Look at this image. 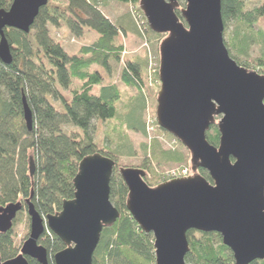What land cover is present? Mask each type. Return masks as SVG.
<instances>
[{
    "label": "water",
    "instance_id": "1",
    "mask_svg": "<svg viewBox=\"0 0 264 264\" xmlns=\"http://www.w3.org/2000/svg\"><path fill=\"white\" fill-rule=\"evenodd\" d=\"M49 0H11L0 8V62L12 61L6 29L28 34ZM139 0L149 30L164 39L159 48L156 100L158 127L190 153L191 171L200 175L173 179L154 188L137 168H118L127 189L126 210L138 228L153 237L155 264H186L187 234L214 233L234 264L264 261V75L231 59L224 44L221 0ZM28 131L32 113L22 100ZM218 119V120H216ZM216 126L218 145L206 134ZM114 160L100 153L84 157L72 180L74 196L54 215L42 217L25 200L28 238L19 254L0 264H92L104 228L120 218L110 201ZM30 174L33 164L29 163ZM19 201L0 205V234L12 229ZM45 229L64 249L52 257L39 244Z\"/></svg>",
    "mask_w": 264,
    "mask_h": 264
},
{
    "label": "trees",
    "instance_id": "2",
    "mask_svg": "<svg viewBox=\"0 0 264 264\" xmlns=\"http://www.w3.org/2000/svg\"><path fill=\"white\" fill-rule=\"evenodd\" d=\"M64 1L65 4L49 0L40 9L28 34L6 29L12 61L9 64L0 62V205L30 200L42 217L58 213L62 203L73 198L72 180L84 157L95 153L114 161L119 155L133 157L134 150L128 136L119 132L118 126L116 131L123 142L108 151L99 148L91 137L92 123L120 120L122 114L118 115V104L125 101L123 109H127V113L138 110V116L139 111L141 114L138 122L137 113H133L134 122H128L127 129L145 138L144 91H149L148 84L159 89L157 69L152 74L148 72V76L155 79L153 82L146 80L147 75L143 76L148 63L146 56L126 62L120 74L123 89L102 76L99 68L108 71L109 61L120 60L123 53L121 45H114L122 28L111 23L102 13L100 8L105 0ZM115 1L135 7L139 3V0ZM10 4L11 0H0L1 9L7 10ZM180 8L176 10L179 18ZM221 15L224 28L228 29V23L234 28L227 35L225 44L237 55L229 54L231 59L240 67L264 75V30L261 29L264 22L260 25L264 19V0L259 5H250L246 0H221ZM49 28H66L75 38H81L84 30H91L99 37L91 45L81 47L78 54L69 55L54 41ZM250 29L256 33L253 35ZM252 46L259 48L261 54L248 66L239 59L246 58ZM74 82L79 84L78 88H74ZM128 90H135V94L127 95ZM23 99L32 113L30 131L23 117ZM147 124L154 129L156 122L148 120ZM206 139L209 144L218 145L215 126L207 132ZM109 144H114L113 138L109 139ZM140 152L159 166L168 161H182L173 152L159 151L156 141L142 144ZM30 162L33 164L32 174ZM147 162L138 168L149 174L150 163ZM117 170L116 167L110 181V201L119 211L120 218L112 227L103 229L92 264H155L153 237L144 234L127 213V189ZM197 174L211 183L204 170H197ZM165 181L161 180L159 184ZM44 233L40 244L49 256L65 248L48 230ZM198 234L197 239L188 238L190 252L185 258L186 264H234L230 250L222 244L219 235ZM13 242L11 231L0 234L2 261L18 255ZM27 261L37 264L31 259ZM251 264H264V261Z\"/></svg>",
    "mask_w": 264,
    "mask_h": 264
},
{
    "label": "rangeland",
    "instance_id": "3",
    "mask_svg": "<svg viewBox=\"0 0 264 264\" xmlns=\"http://www.w3.org/2000/svg\"><path fill=\"white\" fill-rule=\"evenodd\" d=\"M53 1L56 2L60 1L65 4L64 0H53ZM246 1L249 2L250 5H259L262 0H246ZM179 6H181L180 10L185 7L184 0L179 2ZM100 9L104 14V16L111 23H113L114 25L117 24L120 28H122L120 35L114 40V45L115 46L121 45L123 47V53L120 57V60L111 59L109 61L108 71L99 68L101 75L105 76L106 79L109 78V82H113L118 87H121L123 89L120 81V74L126 62L133 61L137 57L143 58L145 56L146 58H148V63L146 64V68L143 73V76L144 75L148 76L149 74H152L154 71L156 72V69L158 70L159 67V48L161 42L164 39V36L156 37L152 34V32H150L146 20L143 18V15H141V13L138 11L139 9L138 7L121 4L115 0H105L104 4L103 5L101 4ZM263 22L264 19L261 20L260 25ZM227 28L228 29H225L223 33L225 44H227L226 42L228 40L227 35L231 34V32L234 31V28L232 27V25H230V23H228ZM261 29L264 30V27H262ZM49 31H51V36L53 37L54 41L59 43L64 49V51L69 55L78 54V51L81 47L85 45H91L99 37L97 33L91 30H84L81 38H75L68 32L66 28H61V29L49 28ZM249 31L253 35L256 33V31L252 29H250ZM256 37L260 38L259 36ZM226 48L229 54L233 55L234 57H237V55L235 53H232L227 46ZM260 54L261 53L259 48L252 46L251 48L248 49V56L246 58L244 57L243 59L240 58L239 60L246 62L247 65L250 66L254 61L260 58ZM94 69L95 68H92V70ZM247 70H251V69H247ZM146 80H150L153 82L155 79L151 76H148ZM78 85L79 84L76 82H74L73 84L74 88H78L79 87ZM147 87L149 91L147 89L144 91L146 95L145 96L146 108L142 114V118L146 122V129H147V136L145 138L139 133L129 131L127 129L126 126L128 122L130 124L134 122L132 121L133 113L134 112L137 113L136 117H138V122L139 120L141 121V114L139 111V116H138V110L136 111L133 110L131 113H127L128 110L123 109V104L125 103V101H122L120 102V104H118V109H119L118 115L122 114V117L120 116V120L111 119L105 122L94 121L92 123V127L90 131H91L92 140L99 146V148L104 149L106 151L114 148L116 146L115 144L123 142L118 137L119 134H117L116 126H118L119 132L126 133V135L128 136V140L130 141L129 143L131 144V147L134 150V155L133 157L119 155L117 158H115V163L116 165H118L117 169L122 167L140 169L138 167H141L143 162L148 161L147 163H150L149 164L150 172L149 174H147V177H145L146 178L145 182L147 183L148 186L154 188L159 184L161 180L165 179L168 174L179 171L178 167H187L183 169L186 170L189 169L190 153L179 142L175 143L173 137L170 134L158 128L156 124L154 129H152L151 126H149V124H147L148 120L155 121V117L153 115L156 111L157 93L159 91V89L157 90L156 85L150 86V84H148ZM159 88H160V83H159ZM94 92H96V90ZM153 92H155L154 95ZM133 94H135V90H128L127 95L130 96ZM65 95L67 96L68 94ZM115 123H117L118 125H115ZM111 138H113V142H114V144L112 145L109 144V139ZM152 141L157 142V147L159 148V151L173 152L177 155L178 158H181L182 161L180 162L168 161L165 162L166 164H164L163 166H159L152 159H150L149 161V159L140 152V146L145 142L152 143ZM104 150L102 151L104 152ZM186 176H189V173H187ZM29 226L30 223L26 212L23 211L22 213H19L13 223L12 229L10 230L14 239L13 244L15 248L18 250L17 252L18 254L23 242L28 238ZM188 238L197 239L199 238V234L196 232H190ZM50 263L52 264L51 261Z\"/></svg>",
    "mask_w": 264,
    "mask_h": 264
},
{
    "label": "built area",
    "instance_id": "4",
    "mask_svg": "<svg viewBox=\"0 0 264 264\" xmlns=\"http://www.w3.org/2000/svg\"><path fill=\"white\" fill-rule=\"evenodd\" d=\"M186 175H187L186 170H182V171L180 170V171H176V172H173L171 174H168L166 177L177 178V177L186 176Z\"/></svg>",
    "mask_w": 264,
    "mask_h": 264
},
{
    "label": "bare ground",
    "instance_id": "5",
    "mask_svg": "<svg viewBox=\"0 0 264 264\" xmlns=\"http://www.w3.org/2000/svg\"><path fill=\"white\" fill-rule=\"evenodd\" d=\"M41 8H43V7H41ZM41 8H40V9H41ZM138 8H139V3H138ZM139 10H140V9H139ZM39 11H40V10H39ZM155 121H156V117H155ZM27 216H28V215H27ZM29 223H30V220H29ZM46 230H48V229H45V231H46ZM45 231H44V232H45ZM48 232H50V231L48 230ZM50 233H51V232H50ZM53 235H54V234H53ZM54 236H55V235H54ZM23 243H24V242H23Z\"/></svg>",
    "mask_w": 264,
    "mask_h": 264
},
{
    "label": "flooded vegetation",
    "instance_id": "6",
    "mask_svg": "<svg viewBox=\"0 0 264 264\" xmlns=\"http://www.w3.org/2000/svg\"><path fill=\"white\" fill-rule=\"evenodd\" d=\"M23 204V210L22 211H25V205H24V202L22 203ZM191 232H194V231H191ZM190 233V232H189ZM48 236L50 237V235L48 234Z\"/></svg>",
    "mask_w": 264,
    "mask_h": 264
}]
</instances>
